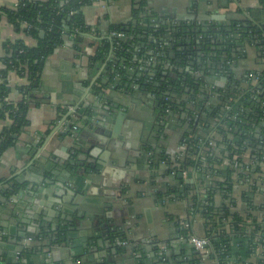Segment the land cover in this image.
Instances as JSON below:
<instances>
[{"label": "crops", "instance_id": "crops-1", "mask_svg": "<svg viewBox=\"0 0 264 264\" xmlns=\"http://www.w3.org/2000/svg\"><path fill=\"white\" fill-rule=\"evenodd\" d=\"M143 1L148 13L156 19L174 24L183 22L222 27L247 19L259 25L264 22V0ZM140 2L142 0H111L84 7V18L91 34L82 37L78 47L73 41L75 37L71 36L47 60L39 87L33 94L37 103L28 110V126L17 137L15 147L0 158L1 190L13 183L24 185L22 196H18V191L9 196L10 199L18 196L16 202L1 204L6 206V213L4 219L0 217V223L7 220L10 226L0 233L1 264H9V260L15 264H65V254H54L60 248L56 242L55 246L49 244V236L54 235L53 228L62 225L67 205L76 201L75 194L83 196L82 206L88 203L104 208L105 213L89 216L83 213L82 218L74 217L71 229L74 238L71 241L78 248L75 254L82 264H158L156 256L147 249L168 246V243L180 256L177 245L180 241L185 245L177 233V222L180 221H191L194 234L205 236V220L201 214H194L190 207L193 193L189 192L186 197L170 196L161 202L156 200L159 192L179 190L180 193L184 190V184L176 178V170L179 173L182 169L186 156L177 117L160 111L153 97L143 92L106 87L110 56L94 59L110 29L131 23ZM17 4L18 0H0V8H13ZM9 40H23L28 46L36 45L34 38L17 33L4 17L0 22V44ZM243 52L246 57L236 61L232 71L234 78L242 80V85L228 80L227 86L232 91L228 98H238L239 93L246 90L249 74L258 76L264 72V60L260 58L255 43L244 45ZM3 55L1 50L0 76L4 68ZM8 81L12 87L11 102L24 100V95L17 90L22 80L16 72L9 73ZM211 86L210 89L218 90ZM210 98L208 105L221 100L216 95ZM117 114L124 117L118 126H111L110 131L116 134V138H110L108 128ZM10 126L9 120H1L0 135ZM213 126H206L202 132L204 136L213 135ZM79 156L84 158L80 163H89L96 168L88 173L87 178H82V175L72 178L73 175L63 168L71 160L78 161ZM224 162L226 170L231 163ZM243 162L262 172V178L256 174L254 182L245 172L243 182L236 181L237 176L234 177L237 210L242 214L254 213L250 209L252 203L254 206L255 202H264L262 188H258L260 195H254L252 190L253 185L264 182L261 150L245 151ZM232 164L234 166V162ZM234 168L237 169L236 166ZM49 169L52 175L47 177L45 171ZM61 174L66 175L62 176L64 182L58 177ZM41 178L45 181L37 183ZM199 178L198 174L187 173V178L183 177L182 181L185 185L197 187ZM186 180H194V184H186ZM198 190L200 195L205 194L203 187ZM215 203H221L218 195ZM19 214L25 217L21 220L24 224L18 223L14 217ZM19 226L29 234L42 237L34 240L10 237L9 232L18 233ZM112 228H120L127 235L130 250L124 254L114 253L115 249L107 242V232ZM8 246H12L10 250ZM31 250L34 253L31 254ZM104 253L106 256L102 255ZM262 256L258 253L249 262L258 264V260H262L264 264ZM205 264L216 262L208 259Z\"/></svg>", "mask_w": 264, "mask_h": 264}, {"label": "trees", "instance_id": "trees-1", "mask_svg": "<svg viewBox=\"0 0 264 264\" xmlns=\"http://www.w3.org/2000/svg\"><path fill=\"white\" fill-rule=\"evenodd\" d=\"M107 1L111 0H18L17 7L0 8V22L5 17L17 33L36 40L34 46H28L23 40H9L0 44V51L4 54L0 80V121L11 122V126L0 135V158L15 147L17 137L28 126V110L33 103H37L33 94L39 87L36 84L40 82L49 57L71 36H76L73 41L76 47L80 46V39L91 33L84 18V7ZM24 24L31 28H25ZM110 32L124 36L105 38L97 58H94L96 61L110 56L106 87L143 92L153 97L160 111L170 109L169 115L177 117L186 146V156L179 173L184 170L188 175L195 173L200 176L197 187L185 185L181 180L184 190L180 193L179 190L159 192L156 200L161 202L170 196L186 197L189 192L193 193L190 207L205 220L204 237L210 240L214 252L209 259H217L218 264H252L249 260L257 254L258 238L264 247V202H255L254 206L252 203L250 209L254 213L248 211L242 214L237 210L234 177H238L236 181L243 182L245 175L243 170L240 171L243 158L236 156V153H241V148L248 145L255 150L258 142L264 139V72L258 74V88L246 89L239 93L238 98H226L232 92L230 86L225 91L210 89L208 76H226L229 83L242 85V80L234 78L233 65L246 57L243 46L250 43H255L260 58L264 60V25L248 19L222 27L187 25L183 22L174 24L165 19H156L148 13L142 0L134 10L132 22L112 27ZM41 33H44L43 37ZM11 71L16 72L22 80L17 90L27 96L17 103L10 100L12 87L8 77ZM195 72L204 73V77L196 78ZM212 95L221 100L208 105ZM227 106L230 109H226ZM208 125H214L216 135L204 136L202 132ZM210 142L214 144L210 145ZM224 161L231 163L226 170ZM233 162L237 169H233ZM76 165V161L71 160L63 168L77 176L79 168ZM50 170L45 171L47 177L52 175ZM179 173L176 170V176ZM256 173L258 175L249 173V180L254 182L257 179L255 175L262 178L259 168ZM262 185L264 182L252 186L254 195L261 194L258 188ZM23 186L13 183L1 192L10 196ZM200 187L204 188V195L199 194ZM217 195L221 199L219 205L215 203ZM247 220H261L263 226L249 228L246 226ZM226 222H230L229 229ZM67 232L68 227L62 226L59 235H56V243H61ZM177 233L180 240L189 236L188 230L177 229ZM232 233L236 235L229 236ZM107 237L108 244L116 253L124 254L130 250L127 235L120 228L109 229ZM117 241L127 242V245L119 246ZM177 248L180 256L176 255L177 251L170 243L164 252L156 247L154 252L158 264L206 263L187 244L180 241Z\"/></svg>", "mask_w": 264, "mask_h": 264}, {"label": "water", "instance_id": "water-1", "mask_svg": "<svg viewBox=\"0 0 264 264\" xmlns=\"http://www.w3.org/2000/svg\"><path fill=\"white\" fill-rule=\"evenodd\" d=\"M263 25H264V22H263ZM203 26H205V25H203ZM229 31H230V29H229ZM43 36H44V33H41V37H43ZM203 75H204V73H203ZM227 80H228V77L221 78V77H217L215 75L208 76L209 85L214 84V86H217L219 88H225ZM38 86H39V84H36V87H38ZM148 96H150V95H148ZM91 103H93V102H91ZM87 107H89V105ZM87 116H89V113H87ZM122 117H124V115L117 114L116 120L112 121V123L110 124V128H108V133H107V135L110 138H116V134L114 132L110 131L111 130V126H113V125H117L118 126V124H120L119 122H120ZM69 132L70 131L68 130V134H69ZM236 133H238V132H236ZM238 147L240 148V145ZM246 149H247L246 147L241 148V150H242L241 153L237 152L236 154L243 158L244 152L248 151V153H249L250 150L253 151L254 147L248 145V149L247 150ZM259 149H262V148L259 147ZM83 159H84L83 157L79 156L78 157V161H76V163H77L76 166H78V168H79L78 171H77V174H78L77 176L79 177V176L82 175L83 176L82 178H87L89 176L88 173H90L91 170L93 171L96 168H95V166L90 165L89 163H84V164L80 163L79 161L83 160ZM84 166H85V170H86L85 172L83 171ZM241 166H243V165H241ZM66 175H68V177L71 176L70 174H68V172L66 173ZM66 175H64V174L58 175V177L60 178V181L64 182V180L62 179V176H66ZM77 176L73 175L71 177L72 178H76ZM177 178L179 180H182L183 179V173L180 172L177 175ZM40 181H43V178H41L39 181L37 180L36 182L40 183ZM88 182L91 183L90 180ZM186 183L187 184H194V180H190V181L186 180ZM35 190H37V189H35ZM22 194H24L22 192V190H19L18 191V196L20 197V196H22ZM11 195L13 196V195H15V193H11ZM75 195H76V201H73V205H67V209H65V211H64L66 216H64L62 218L63 219L62 225L60 227L53 228V232H55V233H54V235L52 234L53 236L52 235L49 236V240H50L49 244L53 243L52 245L55 246L54 242H56V235L57 236L59 235L60 228L62 226H67L68 227V232H67L66 236L62 239L61 243H57L56 244V246H58L60 248L59 251L54 253L55 255H57L58 252L64 253L65 254V264H82V262L77 259V256L75 254L76 250L78 248H76L74 246V244L72 243L73 241H71V238H74V233L71 232V229L74 227V224H73L74 223V221H73L74 217L82 218L83 213H86L87 214L86 216H89L90 214H94V215L103 214V215H105L104 208L93 207L92 205H90L88 203H85V205L82 206V204H80V201L82 200L83 196H81V195L78 196L77 194H75ZM18 196H16V199H14V198L10 199L9 196H6V195L2 194L1 188H0V213H2V216H0V217H2L4 219V217H5L4 214L6 213V209H5L6 206H2L1 204H6L7 202H10V201L11 202H16ZM39 198H42V197L40 196ZM14 217H17L18 223H22V224L25 223V222L21 221V220H23V217H24L21 214H19V216L14 215ZM6 222H7V220H4V223H0V233L1 232H5V230H3V229H9L10 228V226ZM6 224H7V226H6ZM26 224H28V223H26ZM18 229H20V231L18 233H12L10 231L9 232L10 237H13L14 239L15 238L16 239L19 238L21 240H24V239L34 240V239H38V238L42 237V236L40 237V235L37 236V235H33L31 233L29 234V232H27L24 229L21 230L20 226H19ZM184 243L186 244V240L184 241ZM99 244L101 246H103L101 241H99ZM2 245H4V244H2ZM11 247L12 246H8V249L10 250ZM156 247H161V246H151V248L147 249V250L151 251V255L152 256H155V252H153V251H154V249ZM47 252H50V250H48ZM113 252L116 253V250H113ZM32 253H34L33 250H31V254ZM194 254H199V253H198V251H194ZM102 255L106 256V253H104ZM9 264H15V262L9 260Z\"/></svg>", "mask_w": 264, "mask_h": 264}, {"label": "built area", "instance_id": "built-area-1", "mask_svg": "<svg viewBox=\"0 0 264 264\" xmlns=\"http://www.w3.org/2000/svg\"><path fill=\"white\" fill-rule=\"evenodd\" d=\"M18 4L16 5V7L18 6ZM23 26L25 28H28V29L31 28V26H29L28 24H24ZM24 36H26V35H24ZM123 36H124L123 34L118 33V32H110L109 35H108L109 38H111V37L112 38H122ZM27 37H29V36H27ZM73 37H76V36L74 35ZM194 75L196 76V78H203L204 77V75L202 73H199V72H195ZM215 76L221 77V78L226 77V76L223 77V76H218V75H215ZM0 80H1V76H0ZM228 80H227V82H228ZM259 81H260V79H259L258 76H254V75H250L249 74L247 76V84H248V87L246 89L251 88V89H254L255 90V88H258ZM227 82H226L225 87L227 86ZM213 86L214 85H212L211 87H213ZM214 87L217 88L218 90L219 89H224V88H219L217 86H214ZM228 97H226V98H228ZM24 98L26 99L27 96L24 95ZM226 109H230V107L227 106ZM71 110H73V112L75 111L74 108H71ZM164 112L168 114V113H170V109H166ZM213 144H214L213 142H210V145H213ZM259 147L262 148V149H260L261 150V162H260V164L264 166V139L261 140V142H258V148ZM241 165H243V166H241ZM241 165H240L241 170H244V172H246L247 174H249V173L257 174L256 173L257 170H256V168L254 166L249 167V164L247 166L245 164H241ZM182 173H183V177L184 178H187V172H182ZM261 188H262V191L264 192V186L263 185H262ZM192 211H193L194 214L196 213L194 211V209ZM191 223H192L191 221H180V222H177L178 227H179L180 230H188L189 231L188 238H186V239L184 238L183 240L184 241L186 240V244L189 247H191L195 251H198L199 256L201 257L202 261L205 263L209 259L210 255L211 254H214V252L212 250V244H211V242H210V240L208 238H206V237H199L196 234H194V232L192 230V224ZM226 224H227L226 225L227 228L229 229V227L231 226L230 225V222H226ZM255 225H262L263 226V223H262L261 220H257L255 222H253L252 220H247L246 221V226H248L249 228H254ZM235 235H236L235 233L229 234V236H235ZM262 243L263 242H261L260 238H258L257 245H256L257 254L254 255V256H257L258 253H261V255H263L264 247H263ZM117 245H119V246H126L127 245V242L117 241ZM167 247H168L167 245L161 246L160 247V251L161 252L166 251L167 250ZM262 258H264V255L262 256ZM214 261L216 262V264H218V260L217 259H215ZM258 264H263V261L262 260H258Z\"/></svg>", "mask_w": 264, "mask_h": 264}]
</instances>
